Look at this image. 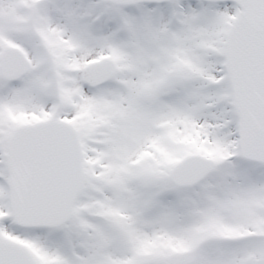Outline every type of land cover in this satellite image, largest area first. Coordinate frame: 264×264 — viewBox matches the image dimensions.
Listing matches in <instances>:
<instances>
[{"label":"snow or ice","instance_id":"obj_1","mask_svg":"<svg viewBox=\"0 0 264 264\" xmlns=\"http://www.w3.org/2000/svg\"><path fill=\"white\" fill-rule=\"evenodd\" d=\"M0 264H264V0H0Z\"/></svg>","mask_w":264,"mask_h":264}]
</instances>
